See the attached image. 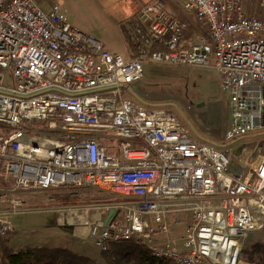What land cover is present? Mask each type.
I'll list each match as a JSON object with an SVG mask.
<instances>
[{"label":"built area","instance_id":"obj_1","mask_svg":"<svg viewBox=\"0 0 264 264\" xmlns=\"http://www.w3.org/2000/svg\"><path fill=\"white\" fill-rule=\"evenodd\" d=\"M252 1L186 0L204 31L196 39L163 0L143 3L122 25L125 56L58 3L0 0V234L31 213L28 191L92 186L116 200L50 209L51 223L88 225L100 251L134 239L173 264H239L244 241L264 228V153L232 148L264 130V0L256 12ZM146 60L219 72L231 111L223 145L128 95ZM35 121L44 129L30 130ZM177 213L189 216L181 240L154 241Z\"/></svg>","mask_w":264,"mask_h":264},{"label":"rangeland","instance_id":"obj_2","mask_svg":"<svg viewBox=\"0 0 264 264\" xmlns=\"http://www.w3.org/2000/svg\"><path fill=\"white\" fill-rule=\"evenodd\" d=\"M44 9L58 3L62 12L69 21L78 29L88 34L94 32L98 38H105L107 42L119 49L122 54L130 49L129 41L116 38L108 33L103 23L94 15L91 0H38ZM52 3V4H51ZM252 11L259 10L257 0ZM120 39V40H119ZM117 43V45H116ZM144 76L133 84V91L129 96L150 106H165L171 108L180 119L190 126L192 136L196 140L208 141L217 145L224 144V134L230 126L231 111L229 95L221 88V76L214 68L193 67L186 65L169 64L146 60L143 62ZM4 126V124H0ZM30 130L44 129L43 121L29 124ZM11 130V129H9ZM8 130V131H9ZM247 147L250 153H264V130L255 134L244 136L232 144L235 152ZM78 191L105 192L92 187H61L50 190H31L24 197L25 207L31 213L12 216L13 230L7 232L9 244L15 250L27 247H65L71 248L73 237L85 243L81 251L86 255L95 257L100 255V250L93 245V239L87 226L83 225H40L26 223V216L32 212H48L53 208L73 207L91 203H59V195H75ZM5 198L0 193V209H6ZM111 202L109 199L106 201ZM96 203V202H94ZM171 225L178 221H189L182 213L168 215ZM183 226V224H182ZM76 248V247H74ZM79 250V248H77ZM264 264V228L256 230L244 242L241 262L239 264ZM0 264L3 262L0 260Z\"/></svg>","mask_w":264,"mask_h":264},{"label":"trees","instance_id":"obj_3","mask_svg":"<svg viewBox=\"0 0 264 264\" xmlns=\"http://www.w3.org/2000/svg\"><path fill=\"white\" fill-rule=\"evenodd\" d=\"M75 195H59V203H91L115 201L110 193L99 195L97 192L75 191ZM103 264H173L169 260L154 257L148 246L138 244L134 239L110 241L106 250L100 251ZM0 260L3 264H97V261L82 253L65 247H27L13 249L9 239L0 234Z\"/></svg>","mask_w":264,"mask_h":264},{"label":"crops","instance_id":"obj_4","mask_svg":"<svg viewBox=\"0 0 264 264\" xmlns=\"http://www.w3.org/2000/svg\"><path fill=\"white\" fill-rule=\"evenodd\" d=\"M149 1L152 0H91L94 15H96L97 18L103 23L106 31L108 33H112L113 36H115L116 38L119 36L120 39H124V40H127V38L123 31V26H122L123 23L129 19H133L136 16L140 6L143 3ZM163 1L165 2L166 8L170 13L176 15L181 19L188 21L190 26L187 32L188 37L196 39L200 33L204 32L202 27L198 24L196 12L193 9L185 8L186 0H163ZM90 35L96 37L101 42H103L106 48L121 53L119 49L114 48L113 45H111L109 42L105 40V38L103 37L98 38L94 32L90 33ZM129 50L126 52L127 55L129 54ZM188 217L186 216L185 218L188 219ZM187 222L188 221L175 220V222L171 225V229L169 233L167 234L158 233L153 237V240L156 242H165L167 240H175L179 242L181 240L182 235L184 234V230ZM46 224L60 225V224L51 223L49 221H47L44 225ZM70 225H81V224H70ZM83 226H87L89 229L88 225H83ZM253 233L254 232H252L250 235H252ZM84 245L85 243L80 239H78V236L77 237L75 236L73 237L72 247L69 249L76 251L78 253L86 254L84 250L83 251L80 250L83 248ZM77 248H79V250ZM92 258H94L97 261V264H103V262L100 259V255L97 256V258L95 257ZM251 264H256V263H251Z\"/></svg>","mask_w":264,"mask_h":264},{"label":"bare ground","instance_id":"obj_5","mask_svg":"<svg viewBox=\"0 0 264 264\" xmlns=\"http://www.w3.org/2000/svg\"><path fill=\"white\" fill-rule=\"evenodd\" d=\"M25 218H26V221H25L26 223L33 224V225L34 224H45L47 221L55 222L53 215L47 214L44 212L28 214Z\"/></svg>","mask_w":264,"mask_h":264},{"label":"water","instance_id":"obj_6","mask_svg":"<svg viewBox=\"0 0 264 264\" xmlns=\"http://www.w3.org/2000/svg\"><path fill=\"white\" fill-rule=\"evenodd\" d=\"M109 217H110V215H109ZM109 217L107 218V220L109 219ZM107 222V221H106Z\"/></svg>","mask_w":264,"mask_h":264}]
</instances>
